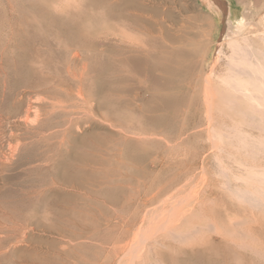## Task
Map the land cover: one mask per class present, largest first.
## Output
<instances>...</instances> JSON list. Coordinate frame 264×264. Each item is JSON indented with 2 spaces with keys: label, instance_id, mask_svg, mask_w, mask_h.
Listing matches in <instances>:
<instances>
[{
  "label": "rangeland",
  "instance_id": "rangeland-1",
  "mask_svg": "<svg viewBox=\"0 0 264 264\" xmlns=\"http://www.w3.org/2000/svg\"><path fill=\"white\" fill-rule=\"evenodd\" d=\"M123 1L0 0V89L8 68L20 74L25 68H52L63 80L61 100L77 99L65 93L71 86L73 92L81 87L97 103L96 127L67 137L60 152L51 151L52 145L48 148V180L57 186L50 184L48 192V224L44 232L37 226L32 249L23 250L22 259L26 264H264L263 194L261 201L237 194L255 191L264 179V123L258 124L264 116L250 124L247 116L239 115L237 127H210L207 114L194 116L158 105L160 79L169 84L161 69L167 65L175 68L174 95L181 104L188 102L191 90L183 81L198 75L203 79L210 72L227 30L228 11L215 20L203 0H184L190 14H202L200 21L208 32L192 60L183 61L177 53L168 58L174 63L165 59L166 64L159 54L139 47L142 42L149 46L150 33L125 17ZM222 1L227 9L232 6L235 18L245 14L249 3ZM106 114L109 127L103 123ZM194 120H200V127H188ZM86 155L92 158L89 163ZM165 213L174 217L159 227ZM56 214L63 220L57 221ZM211 227L237 232L238 240L254 244L228 247ZM193 228L212 229L208 235L215 243L202 248L198 241L187 244L167 237L171 231Z\"/></svg>",
  "mask_w": 264,
  "mask_h": 264
},
{
  "label": "bare ground",
  "instance_id": "bare-ground-1",
  "mask_svg": "<svg viewBox=\"0 0 264 264\" xmlns=\"http://www.w3.org/2000/svg\"><path fill=\"white\" fill-rule=\"evenodd\" d=\"M248 1L249 3L246 4L245 14L241 18H235L237 14L234 15L235 12H233L232 6L230 5L227 9L224 1L203 0L206 7L213 10L212 14L215 20L222 16L223 12L228 11L227 13H229L227 17V30L221 38L222 40L218 42V50L217 52L215 51L216 56L213 60L212 68L203 79L200 75L197 77L191 76L186 80L183 79V82L191 90L190 99L183 105L178 100V96L174 95V89L177 87L173 86L172 83L175 77V68L173 65L161 66V69L163 68V77L169 81V84L160 79L159 85L161 89L157 92L158 98L161 101V103H157L160 108H172V111L185 110L194 116L202 115L203 113L205 115L207 114L210 116L208 123L210 127H237L240 122L236 119V116L239 115L247 116L250 124L256 123V116H264V0ZM121 4L125 9V17L133 22L135 27H142L150 33L148 38L149 46L146 47L143 42L139 45L142 50L146 48L147 54L149 52L150 54L152 52L159 54L158 56L164 60L163 63H166V61L168 63L173 62L168 59L171 55H177L178 53L180 57H183V61H186L184 59L189 58V60H192L191 55L201 51L198 49L204 43L203 37L205 32L208 31L205 29V24L200 21L202 14L197 10L195 15L190 14V9L184 0H124ZM176 5H178L180 11L177 10ZM178 23L181 25H178L177 28L176 25ZM73 55L72 57H78L79 53ZM160 64L162 65V63ZM49 67L47 66L46 68L49 69ZM25 69L26 71L20 74L18 70L14 69L12 72L8 68V73H6L7 77L2 84L3 87L0 89V264H26V260L22 259L23 250L26 249L28 251L32 249V236H34L33 233L37 226H40V229L36 230L44 232V225L48 224L50 215L48 192L50 184L57 186L55 180L52 182V179H50L52 183H49L48 180V170L51 161L48 155L50 145L53 148L51 151L55 152L59 150L60 152L67 137L75 133H83L85 130L91 129L90 127L97 126L94 122V119H96L97 103H95L93 97L86 96L81 87L78 88V92H73L71 86H68V90H65V93L69 99H73V96L77 99L73 103H67L58 96L63 85L60 74L59 78L54 71L52 72V68L51 71L48 70L49 72L46 69V71L43 70V68L40 70L36 68ZM75 71L78 72V70ZM185 84L183 85L186 86ZM50 120L55 121L56 124H50ZM109 122L108 114L104 115L103 123L106 127ZM199 122L200 120L197 122L195 120L191 121L188 127H196L197 125L200 127L201 123ZM261 122L258 124L264 123V121ZM56 125L57 128H55ZM247 135L243 136V139L246 141L248 138ZM75 139L77 140L76 137ZM76 140L75 146L82 141L80 139L76 143ZM104 143L101 144H103V147H106L105 144L107 142ZM85 146L84 144L83 148ZM79 147L81 149V146ZM79 147H77L78 153L84 150L83 148L81 150L78 149ZM72 150V153L75 152L76 154V150ZM101 150L103 151V149ZM65 151L67 152V150ZM92 151L94 150L92 149ZM69 152L67 153L69 154ZM62 153L64 152L62 151ZM82 153L85 154V152ZM96 153L95 151L93 154ZM75 157L78 158L77 156ZM81 158L83 159V157ZM90 158L87 157L89 159L88 163L90 162ZM70 159L69 161L72 160ZM100 163L103 164L102 162ZM100 163H96V165ZM58 167H60V164ZM78 168L80 169V167ZM61 171L63 170L61 169ZM101 172L103 173L104 171L101 170ZM63 173L65 175V171ZM63 173H61V176ZM81 175L79 179H82ZM103 177V183H106V176L104 175ZM261 178L263 179L264 176ZM56 180L58 181V179ZM247 181L249 180L247 179ZM83 182L79 183L84 185ZM258 183L259 189L257 188L255 191L238 190L237 194L242 192L243 194H240L241 198L247 195V197H251V200L261 201L263 199L262 197H264V179ZM73 186L68 185V187ZM261 193L263 194L262 197H260ZM243 199L245 200V198ZM58 200H60L59 197ZM55 217L59 221L62 219V214H56ZM162 217V222L157 223L159 227L164 226L166 222L169 223L174 215L165 213ZM209 230L212 231L210 228H193L188 231L177 229L171 231L167 237L187 244L191 240L193 242L198 241L201 243V247L204 248L209 241H212V236L210 235L209 238L208 235L210 234ZM213 230H215L213 233L217 232L223 235L222 244L228 247L230 243H235L240 248L247 245L245 241L238 240L239 234L237 232L228 233L221 227L214 228ZM236 230L238 231L239 229ZM239 232L241 231L239 230ZM255 236L253 239L256 240ZM250 240L252 239L250 238ZM216 242L219 244L218 241ZM211 243L215 242L213 241ZM211 243L210 245H212ZM187 244L186 247L188 249L190 247ZM193 244L195 246V243ZM251 245L249 244L247 246L251 247Z\"/></svg>",
  "mask_w": 264,
  "mask_h": 264
}]
</instances>
